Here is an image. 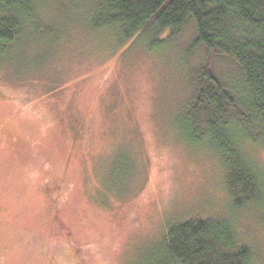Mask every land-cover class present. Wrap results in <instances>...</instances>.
I'll return each instance as SVG.
<instances>
[{
  "label": "rangeland",
  "instance_id": "obj_1",
  "mask_svg": "<svg viewBox=\"0 0 264 264\" xmlns=\"http://www.w3.org/2000/svg\"><path fill=\"white\" fill-rule=\"evenodd\" d=\"M43 3L0 54V264H154L170 224L209 217L264 264V197L232 211L219 159L183 135L197 72L241 95L237 65L193 50L192 23L124 42L91 27L95 0Z\"/></svg>",
  "mask_w": 264,
  "mask_h": 264
},
{
  "label": "trees",
  "instance_id": "obj_2",
  "mask_svg": "<svg viewBox=\"0 0 264 264\" xmlns=\"http://www.w3.org/2000/svg\"><path fill=\"white\" fill-rule=\"evenodd\" d=\"M45 0H0V54L42 22ZM93 29H114L124 42L141 34L194 25L192 49L231 60L240 71L239 93L209 67L183 115L184 138L210 150L226 175L232 211L264 197V170L249 147L264 148V0H95ZM241 98V99H240ZM183 131V130H182ZM234 212V213H235ZM165 250L154 264H254L234 220L190 218L170 224Z\"/></svg>",
  "mask_w": 264,
  "mask_h": 264
}]
</instances>
